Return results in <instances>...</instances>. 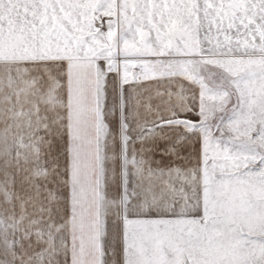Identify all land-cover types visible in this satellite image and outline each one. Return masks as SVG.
Instances as JSON below:
<instances>
[{
    "label": "snow or ice",
    "instance_id": "1",
    "mask_svg": "<svg viewBox=\"0 0 264 264\" xmlns=\"http://www.w3.org/2000/svg\"><path fill=\"white\" fill-rule=\"evenodd\" d=\"M0 264H264V0H0Z\"/></svg>",
    "mask_w": 264,
    "mask_h": 264
}]
</instances>
